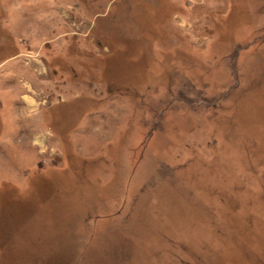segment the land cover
<instances>
[{
    "label": "rangeland",
    "instance_id": "obj_1",
    "mask_svg": "<svg viewBox=\"0 0 264 264\" xmlns=\"http://www.w3.org/2000/svg\"><path fill=\"white\" fill-rule=\"evenodd\" d=\"M0 264H264V0H0Z\"/></svg>",
    "mask_w": 264,
    "mask_h": 264
}]
</instances>
